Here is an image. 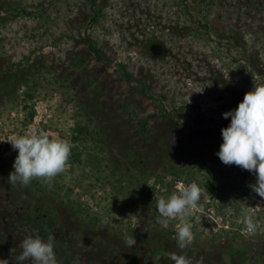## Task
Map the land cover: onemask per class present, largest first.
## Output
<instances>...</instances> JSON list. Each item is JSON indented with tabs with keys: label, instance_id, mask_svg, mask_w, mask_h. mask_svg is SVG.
Segmentation results:
<instances>
[{
	"label": "rangeland",
	"instance_id": "374dc122",
	"mask_svg": "<svg viewBox=\"0 0 264 264\" xmlns=\"http://www.w3.org/2000/svg\"><path fill=\"white\" fill-rule=\"evenodd\" d=\"M41 1L0 0V258L13 264L20 241L39 234L20 233L14 223L45 215L59 224L51 236L65 264H173L156 244L192 264H264V198L250 187L255 174L224 165L216 156L222 142L196 139L229 125L222 114L239 103L229 91L239 93L244 81L247 92L264 85V0H97L95 24L89 23L88 0H52L44 11ZM6 5L32 15H5ZM85 35L108 62L88 52L80 41ZM22 80L34 87L31 100L26 85L17 87ZM9 81L14 88L3 93ZM144 121L147 141L133 133ZM77 125L87 134L74 140ZM34 134L69 142L64 171L48 182L10 183L18 154L10 141ZM184 146L213 153L206 164L185 160ZM138 147L151 158L124 161L127 148ZM158 165L165 169L141 174ZM218 169L245 192L237 208L234 194L219 192L221 178L211 190L206 183ZM163 175L169 177L165 191L149 195L153 177L161 184ZM179 178L195 182L203 195L202 211L181 217L193 233L184 249L175 239L176 224L162 223L157 212L158 200L172 195L170 185ZM244 216L252 218L254 232L246 231ZM132 235L136 244L129 248Z\"/></svg>",
	"mask_w": 264,
	"mask_h": 264
},
{
	"label": "clouds",
	"instance_id": "9594fccd",
	"mask_svg": "<svg viewBox=\"0 0 264 264\" xmlns=\"http://www.w3.org/2000/svg\"><path fill=\"white\" fill-rule=\"evenodd\" d=\"M229 119L226 128L221 129L222 143L216 156L224 165H235L249 173H254L256 183L251 189L259 197L264 198V85L252 87L238 106L222 114ZM12 149L18 154L13 163V171L9 173L10 183L29 184L33 179L52 180L64 171L71 154L68 141L50 139L47 134L18 136L10 141ZM199 185L195 182L180 185L179 194L168 198H160L157 212L162 223L169 219L186 217L190 210L202 211L199 206L201 197ZM243 223L247 232L255 231V224L250 216H244ZM175 239L181 249L187 247L193 238L191 223L184 220L177 225ZM54 237L47 241L39 234L29 236L20 241V252L15 255L13 264H57L54 251ZM136 244L133 235L126 240V246L132 248ZM167 258L173 264H192L184 255L168 253ZM0 264H10L8 259L0 258Z\"/></svg>",
	"mask_w": 264,
	"mask_h": 264
},
{
	"label": "trees",
	"instance_id": "16d2710c",
	"mask_svg": "<svg viewBox=\"0 0 264 264\" xmlns=\"http://www.w3.org/2000/svg\"><path fill=\"white\" fill-rule=\"evenodd\" d=\"M52 0H42L41 1V4L42 5V8H41V11H44L46 10L47 8V2H50L51 3ZM185 2L186 0H181V2ZM89 2V9H90V24H95V23H98V19L100 18V10H99V4H98V1L97 0H88ZM1 5V4H0ZM7 7L4 9V13L5 15H13V16H22V15H32L30 12H27L26 9H20L19 11H17L16 13H14V11L12 12V9L13 7L10 6V5H6ZM187 9H188V6H187ZM14 10V9H13ZM17 10V9H15ZM197 25H198V28L199 26H201L202 28L204 29H207V25H203L201 22H197ZM207 31V30H206ZM80 41L86 45L87 49H88V52L98 61L100 62H108L109 61V58L107 57V55L105 54V52L102 50V48H100L96 43H94L90 36L89 35H85L84 37H82L80 39ZM248 75L251 76V71L248 72ZM125 78L128 80L129 78H131L130 75L126 74L124 75ZM11 82H14L11 81ZM11 82L9 81L8 84H4V85H1L2 87H5L3 88V93L5 92L6 94H9L8 92L10 90H12L14 87H12L10 84ZM21 84H24L26 85L25 89V98H27V100H31L33 98V95H32V89L34 87H31L29 86L25 80H22V82H18L17 83V87L20 86ZM6 85H9L6 87ZM242 85H243V82H242ZM16 87V86H15ZM246 88H247V83H245L244 81V85H243V88L239 91V93H235L233 91H229L230 95L234 97V102L237 101L240 103L239 100H237L236 98L239 97V99L241 98L243 100V97L244 95L247 93L246 91ZM8 90V91H6ZM1 91V90H0ZM17 91H14V94H17ZM2 92V91H1ZM242 102V101H241ZM238 103V104H239ZM22 109L24 110H27L28 109V106L26 104H23L22 105ZM28 117H29V120L32 119L33 115L32 113H28ZM87 129L82 127V126H79L77 125L76 128H75V136H74V140H77L80 138V136L85 133H86ZM149 127H148V123L146 121L144 122H138L137 123V128L134 129L133 133L137 136H139V138L141 139H144V140H148L149 139ZM202 135H198L196 137L197 140H199L201 143L203 142H209L210 138H212L214 141V144L216 145H219L221 142H222V137H221V131L218 132V130H214L213 132L211 133H208V132H205V133H201ZM206 142V143H207ZM158 146L160 147V143L158 144ZM143 147H138L137 149H134V148H127V152L125 154V156H122L124 161H127L129 159H132L133 160V163L134 161L140 163L141 161V158L142 157V160H145L146 158H151L150 156H146V158H144V155H145V151L141 150ZM186 152L183 155V159L187 160L191 157H195L196 160L200 161L202 164H206V159H208L209 156H211V153H213V151L210 150V148H203L200 153H198V151L196 150H193V147H190V146H184L183 147ZM138 153V155H137ZM140 156V157H139ZM75 159V158H74ZM77 161V159H76ZM160 165L158 166H155V167H152V166H148V167H144L142 169V175L144 176H151V174H153L156 170H163L165 168L163 167H159ZM216 176H213V181H210L209 179H206V183L209 185V189L211 190L214 186H215V180H217L216 178L219 177L221 178L222 180H220V188L218 189L220 193H224L225 190H228L229 193L231 192V194H234L235 196V200L236 202L234 203V205H236V208L238 206V203L240 204V202L244 201L245 198H246V195H245V192L238 186L236 185H233L231 183V175L229 172H225L224 170L222 169H218V170H215V173H214ZM240 175H243L244 178H245V175L246 173H241ZM143 181H146L144 178H143ZM145 183V182H144ZM234 183V182H233ZM29 184H33V180L29 183ZM27 184V185H29ZM164 183L161 182V185H163ZM144 186V184H143ZM146 186V184H145ZM150 186V185H149ZM147 187V186H146ZM145 187V188H146ZM146 190L148 191V194L149 195H152L153 192L155 191V188L154 187H147ZM209 190V191H210ZM168 192H171V194H174V190L172 189V185H170V190ZM252 194V193H251ZM54 211V210H52ZM51 211V212H52ZM163 219V218H162ZM161 219V220H162ZM37 222L33 221V220H27L26 219L24 220V218L21 219V221L19 222H16L14 223V226L16 227V229L18 230V232H26L27 229H29L28 231L30 233H34L35 231L39 233L43 232V234L41 235L42 237L44 238H48L49 236H53V232L55 229L57 230H60L59 228V224L57 221H55L54 223L50 222L49 218L45 215H42L41 217H39L38 219H36ZM46 230H48V232H45ZM7 231L4 230V232H2V235H7L6 233ZM166 237L168 238V240L171 238V235H172V232L170 230H166ZM54 251H55V255H56V258L58 260H61V264H65L64 263V259H65V256H62V252L58 249L57 247V241L58 239L56 237H54ZM4 244H11L9 243V241H5ZM4 247L3 243H0V248L2 249ZM158 252H159V255H163V254H168V252L166 251V246L165 244L162 245V244H159L157 245L156 244V248H155ZM235 252V251H234ZM233 252V253H234ZM5 256H7V254H5ZM63 261V262H62ZM66 262H69V259L66 260Z\"/></svg>",
	"mask_w": 264,
	"mask_h": 264
},
{
	"label": "built area",
	"instance_id": "2783aa9c",
	"mask_svg": "<svg viewBox=\"0 0 264 264\" xmlns=\"http://www.w3.org/2000/svg\"><path fill=\"white\" fill-rule=\"evenodd\" d=\"M186 166H189L188 163H187ZM164 176H166V175H163V183H164V182L167 183V181H166L167 179L164 178ZM166 177H167V176H166ZM167 178H169V177H167ZM152 182H153V183H149V184H150V186L154 187L156 191H158V192H164V191H165L164 187H162V185H161L160 183H156V184L154 183V177H153V181H152ZM181 184H183V185H185V186L188 185V184L185 183V182L183 181V179H181V178H179V179H175V180L173 181L172 189L174 190L175 194H179V191H180V185H181ZM200 188H201V187H200ZM201 196H203V195H202V191H201ZM202 200H203V202H206V203L209 202L208 197H204V199H202ZM208 204H209V203H208ZM212 206H213V205L210 204V207H212ZM206 210L209 211L210 214H213L212 209L207 208ZM198 212H199L198 210H190V214L188 215L189 219L195 217L194 214H195V213H198ZM203 215H206V214L203 213ZM206 216H208V217L210 218L211 221H215V220L213 219L212 216H210V215H206ZM205 218H207V217H205ZM171 220H172L173 223L176 224V225H175L176 229H178V228H177V225L181 224V223L184 221V220L181 221V217L172 218V219H169L168 221L171 222ZM207 220H208V223H209V222H210L209 219H207ZM176 229H175V230H176ZM176 231H177V230H176Z\"/></svg>",
	"mask_w": 264,
	"mask_h": 264
}]
</instances>
